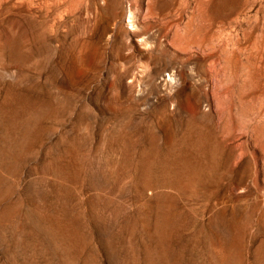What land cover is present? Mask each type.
Listing matches in <instances>:
<instances>
[{
	"label": "rangeland",
	"instance_id": "374dc122",
	"mask_svg": "<svg viewBox=\"0 0 264 264\" xmlns=\"http://www.w3.org/2000/svg\"><path fill=\"white\" fill-rule=\"evenodd\" d=\"M178 1L0 0V264H65L60 256L62 249L48 243L38 229L32 232L25 226L23 217L31 202L27 189L32 178L39 183L47 205L55 207L57 200L67 196L65 214L87 221V228L83 225L80 229L78 242L69 244L73 248L70 264H114L89 210V200L94 199L89 198L99 190L91 181L89 166L85 167L93 160L104 165L112 185L117 183L113 189L122 187V194L126 193L121 195L116 190L113 194V205L118 208L114 209L118 213L114 250L120 254L122 264H264V0H206L210 16L207 13L206 19L209 18L205 20V33L209 34L205 61L200 57L197 58L202 62L196 57L185 60V54L176 51L184 55L178 58L186 63L182 62L185 70L193 72L195 79L191 82L195 83L187 89L173 87L172 93L169 88L168 92H155L149 80L151 72L160 68L156 77H166L168 71L166 74L160 70L164 72L168 62L161 56L162 50H156L153 58L144 47L135 48L134 41L140 44L146 36L155 35L163 23L176 20ZM45 4L51 7L43 12ZM128 4L135 13V30L128 28L124 20ZM90 20L95 23L86 36L94 46L90 43L80 55L77 37ZM20 23L25 32L22 35ZM195 23L193 33L198 31L197 19ZM216 33H222L221 40ZM162 39L170 50L174 48L169 38ZM205 76L209 79L207 84ZM182 89L194 90L186 92L193 98L207 92L203 97L207 102H201L198 111L189 113L183 105L175 106L165 99L185 93ZM25 99L31 104L24 103ZM26 117L34 142L27 160L16 167L6 143L12 134L11 121L18 124ZM30 117L41 123L38 125ZM34 123L39 129L34 130ZM14 130L20 132L21 127ZM75 139L81 143L76 145ZM72 151L75 152L70 155ZM77 154L78 158L73 159ZM111 163L114 166H109ZM54 164L61 165L60 172L56 173ZM115 172L123 176H116ZM146 175L156 180V185L152 183L157 190H168L170 194L152 196V189L141 185V178ZM179 175L182 177L178 179ZM16 176L21 191L25 188L26 192L21 206L14 204L16 187L12 184ZM51 184L70 193L58 198ZM121 184L128 187L126 192ZM47 211L45 217L52 215L50 208ZM162 213L169 223L163 227L165 231L161 228ZM51 215L46 220L47 228L50 230L51 224L52 229L61 227L56 216Z\"/></svg>",
	"mask_w": 264,
	"mask_h": 264
},
{
	"label": "bare ground",
	"instance_id": "6f19581e",
	"mask_svg": "<svg viewBox=\"0 0 264 264\" xmlns=\"http://www.w3.org/2000/svg\"><path fill=\"white\" fill-rule=\"evenodd\" d=\"M208 1V0H207ZM206 0H180V2L178 1V3H179V10H178V17H177V19L175 20V19H170V20H168V21H166L165 23H163V25H162V27H160V29H159V31L155 34V35H153V36H146V34H145V36L147 37V39H144V41L142 42L141 41V43L140 44H137L135 41H134V47L135 48H141V47H144L148 52H149V54L151 55V56H153V58H154V56H155V54H156V50H162L163 51V53H162V57L164 58V59H166L167 60V64H166V67H165V69H164V72H163V69L162 70H160L162 73H166L167 71H168V75L166 76L165 74V76L166 77H164V78H162V80H161V78L159 79V80H161L160 82H159V80H158V78L156 77V74L159 72L158 70L160 69V68H156L157 70H155V68H154V71H152L151 72V79H149V80H151V87H152V90L153 91H167L168 92V90H166L167 88H169V92H171L172 93V91H174L173 89L175 88V87H182V88H189L192 84H194V83H192L193 82V79H195L194 77H193V79H192V74H193V72L192 73H190V71H187L188 70V68H187V70H185L184 69V66H183V63H185V62H183V60H181L180 61V58H178V56L179 55H181L182 56V54H185V58H183V59H190V60H192L193 59V57H200V59H205L204 57H203V54H204V51H206V49L205 48H207L206 47V45H207V43H206V41H207V37H206V35H209L208 34V31H207V34L205 33V25H207L208 23H206L205 24V20L207 21V19L209 18V17H207V19H206V16H207V13L209 14V4H208V2H207ZM216 1V0H215ZM221 1V0H220ZM219 1V2H220ZM213 2H214V0H213ZM218 2V1H217ZM105 3V2H104ZM211 3V2H210ZM221 3H222V1H221ZM156 4V3H155ZM173 4H176V3H174L173 2ZM151 5H152V2H151ZM103 6V5H102ZM161 6V5H160ZM175 6V5H174ZM213 6V5H212ZM221 6H222V4H221ZM51 6H49V5H47V4H45L44 6H42V10L41 11H46V10H48L49 8H50ZM152 7H154V5H152ZM162 7H163V5H162ZM176 8H177V6H175ZM216 7V6H215ZM215 7H210V8H214L215 9ZM218 7V6H217ZM102 8V7H101ZM173 8V7H172ZM29 9V8H28ZM27 9V10H28ZM213 9V10H214ZM221 9V8H220ZM220 9H217V11L219 12V10ZM161 10V12H162V9H160ZM187 10V14H186V11ZM212 10V11H213ZM222 10V9H221ZM220 10V11H221ZM215 11V10H214ZM214 11H213V15L215 14L214 13ZM17 12V11H16ZM30 12H32V11H30ZM161 12H159V13H161ZM18 13V12H17ZM22 13V12H21ZM25 13V12H24ZM117 13V12H116ZM152 13H153V11H152ZM158 13V12H157ZM163 13V12H162ZM222 13V12H221ZM220 13V14H221ZM23 14V13H22ZM25 14H28V12L27 13H25ZM219 14V13H218ZM116 15V14H115ZM158 15V14H157ZM185 15V21L183 20L184 19V16ZM217 15V14H216ZM215 15V16H216ZM118 16V15H117ZM209 16H210V14H209ZM214 17V16H213ZM220 17V16H219ZM219 17H217V18H219ZM222 17V16H221ZM215 18V17H214ZM214 18H213V20H214ZM196 19H197V21H198V24H197V33L195 32V33H193V24H194V28L196 27V23H195V21H196ZM221 19V18H220ZM15 20V19H14ZM13 20V21H14ZM93 20V19H92ZM124 20H125V22H126V24H127V26H128V28H130L131 30H135V29H137V22H136V19H135V13H134V11L132 10V7H131V4H128L127 5V7H126V14H125V17H124ZM217 20V19H216ZM219 20V19H218ZM11 22H12V19H11ZM64 22H65V20H64ZM90 22H91V20H90ZM92 22H94L95 23V21H92ZM88 23L84 28H82V31H80L81 33H79L80 35L77 37L78 38V42H77V51H78V53L81 55L82 54V52L88 47V46H90V41L88 40V38H87V36H86V34L91 30V28H92V26H93V23ZM163 22V21H162ZM221 22H222V20H220V23H218L217 21H214V24L216 23H218V24H221ZM15 23V22H14ZM159 24V23H158ZM20 26H19V30H20V34L22 35V34H24L25 32H24V29H23V24H19ZM12 26V25H11ZM221 26V25H220ZM13 27V26H12ZM16 28L18 27V26H15ZM16 28H15V31H16ZM119 28V27H118ZM219 27H217V29H218ZM157 29V28H156ZM196 29V28H195ZM207 29V28H206ZM92 30H93V28H92ZM91 30V31H92ZM208 30H209V28H208ZM18 31V30H17ZM16 31V32H17ZM67 31V30H66ZM121 31V30H120ZM157 31V30H156ZM59 32V31H58ZM58 32H57V34H58ZM111 32H113L114 33V31H111ZM216 32V31H215ZM219 32V31H218ZM220 32H221V30H220ZM224 32V31H223ZM222 32V33H223ZM90 33V32H89ZM210 33V32H209ZM222 33H216V35H218L217 37H218V39H219V36H220V34H222ZM112 34V33H111ZM148 34V33H147ZM63 35V34H62ZM143 35V34H142ZM212 35V34H211ZM215 35V34H214ZM68 36V35H67ZM122 36V35H121ZM222 36V35H221ZM72 37V36H71ZM109 37V36H108ZM211 37V36H210ZM67 38V37H66ZM123 38V37H122ZM133 38H134V36H133ZM145 38V37H144ZM162 38H165V39H170V43L173 45V49H175V51L172 49V47H170L171 48V50H173V51H171L168 47L169 46H166L167 44H165L162 40H164V39H162ZM215 38V37H214ZM107 39H109V38H107ZM138 39H140V38H138ZM209 39V38H208ZM213 39V38H212ZM73 40V39H72ZM71 40V41H72ZM133 40H135V38L133 39ZM219 40H221V39H219ZM169 41V40H168ZM75 42V41H74ZM120 42V41H119ZM138 42V41H137ZM219 42V41H218ZM217 42V43H218ZM221 42V41H220ZM72 43V42H71ZM222 43V42H221ZM221 43H219L220 45H221ZM92 44V46H94V43H91ZM169 44V43H168ZM195 44V47H197V49H192V47L191 46H193ZM219 44H218V46H219ZM62 45V44H61ZM171 45V46H172ZM91 46V47H92ZM120 46V45H119ZM208 46V45H207ZM211 46V45H210ZM221 46H224V45H221ZM96 47L98 48V46L96 45ZM133 47V48H134ZM194 47V46H193ZM90 48V47H89ZM88 48V49H89ZM93 48H95V47H93ZM96 48V49H97ZM131 48V47H130ZM216 48H217V46H216ZM219 49H220V47H218ZM240 48V47H239ZM92 49V48H91ZM110 49V48H109ZM214 49V48H213ZM87 50V49H86ZM85 50V51H86ZM94 50V49H93ZM92 50V51H93ZM91 51V50H90ZM96 51V50H95ZM95 51H93V52H95ZM176 51H178V52H183L182 54H179L178 55V53H176ZM220 52V51H219ZM77 53V52H76ZM84 53V52H83ZM90 53H92V52H90ZM158 53V52H157ZM211 53V52H210ZM87 55H88V53H86ZM85 54V55H86ZM95 54V53H94ZM94 54H92L93 56H94ZM97 54V53H96ZM113 54V53H112ZM159 54H161V53H159ZM111 55V54H110ZM114 56H115V52H114V54H113ZM123 55V54H122ZM83 56V55H82ZM114 56H113V58H114ZM184 56V55H183ZM182 56V57H183ZM205 56V55H204ZM77 57H78V55H77ZM81 57V56H80ZM83 57H85V56H83ZM82 57V58H83ZM77 59V58H76ZM182 59V58H181ZM198 59V61L200 60L199 58H197ZM196 59V60H197ZM82 60V59H81ZM86 60V59H85ZM184 60V61H185ZM194 60V59H193ZM192 60V61H193ZM202 60V61H203ZM84 61V60H83ZM87 61V60H86ZM158 61V60H157ZM201 61V60H200ZM201 61V62H202ZM205 61V60H204ZM88 62H89V60H88ZM183 62V63H182ZM194 62H196V61H194ZM201 62H199V63H201ZM80 63V62H79ZM84 63H86V62H84ZM78 64V63H77ZM81 64V63H80ZM87 64V63H86ZM123 64V63H122ZM163 64V63H162ZM186 64V63H185ZM184 64V65H185ZM189 64V63H188ZM188 64H187V66H188ZM196 64V63H195ZM152 65V64H151ZM156 65V64H155ZM159 65V64H158ZM160 65H161V60H160ZM165 65V64H164ZM155 67V66H154ZM159 67V66H158ZM161 67H163V65L161 66ZM214 67V66H213ZM216 67V66H215ZM72 69H73V67H72ZM79 69V68H78ZM191 69H192V67H191ZM218 69V68H217ZM138 70V69H137ZM146 70V69H145ZM195 70V69H194ZM214 70V69H213ZM223 70H225V68L223 69ZM83 71V70H82ZM132 71V70H131ZM144 71V70H143ZM166 71V72H165ZM193 71V70H192ZM222 72V71H221ZM140 73V72H139ZM122 74V73H121ZM159 74V73H158ZM157 74V75H158ZM167 74V73H166ZM199 74V73H198ZM203 74V73H202ZM215 74V73H214ZM213 74V75H214ZM163 75V74H162ZM162 75H160V76H162ZM163 75V76H164ZM216 75H217V72H216ZM150 76V75H149ZM200 76V75H199ZM202 76V75H201ZM212 76V75H211ZM198 77V76H197ZM204 77V76H203ZM206 77V76H205ZM147 78V77H146ZM207 79H205L206 80V84L207 83H209V82H207V81H209V79H208V77H206ZM140 79V78H139ZM197 79H199V78H197ZM144 80V79H143ZM200 80V82L201 83H203L202 81H201V79H199ZM203 80V79H202ZM136 81L137 80H135V83H136ZM192 81V82H191ZM198 81V80H197ZM139 82V81H138ZM205 82V81H204ZM198 83H199V81H198ZM200 83V84H201ZM134 84V83H133ZM200 84H198V85H200ZM138 85V84H137ZM203 86L205 85L204 83L202 84ZM174 87V88H173ZM193 87V86H192ZM194 87H196V88H198L199 86H196V85H194ZM193 87V88H194ZM202 87V86H201ZM207 86H205V88H206ZM209 87V86H208ZM173 88V89H172ZM200 88V87H199ZM198 88V89H199ZM204 88V87H203ZM204 88V89H205ZM151 89V88H150ZM195 89V88H194ZM197 89V90H198ZM203 89V90H204ZM182 90H184V89H182ZM190 90V89H189ZM192 90V89H191ZM190 90V91H191ZM202 90V89H201ZM206 90V89H205ZM210 90V89H209ZM176 92H177V90H175ZM188 91V90H187ZM186 90H184V91H182V92H185V93H182V94H176V95H172L171 93H169V94H171L172 96L170 97V98H165L168 102H171L173 105H183L185 108V110H186V112H189V113H191V112H194V111H198L199 109H200V104H201V102L202 103H204V102H207V99H206V97L204 98V99H206V101H203L204 99H203V97L204 96H207V92H204V94H203V91L201 92L203 95H198L197 97L195 96V98H193L192 96H191V94H189V93H193V91H188L189 93H186L187 92ZM210 91H212V90H210ZM214 91V90H213ZM165 93V92H164ZM198 93H200V92H198ZM211 93V92H210ZM167 94V93H166ZM212 94V93H211ZM18 96H19V94H17ZM165 95V94H164ZM24 96H26V94L25 95H23V97ZM194 96V95H193ZM233 96V95H232ZM20 97L21 98H23L21 95H20ZM20 97H18V98H20ZM27 97V96H26ZM29 97V96H28ZM168 97V96H167ZM213 97V96H212ZM15 98H17L16 97V95H15ZM20 98V99H21ZM25 98V97H24ZM30 98V97H29ZM28 98V99H29ZM203 99V100H202ZM18 100V99H17ZM17 100H16V102H17ZM22 100V99H21ZM165 100V101H166ZM31 101H33L32 99H31ZM166 101V102H167ZM21 102H23V100L22 101H20V103ZM165 102V103H166ZM167 102V104H169ZM209 102V101H208ZM24 103H27V101H26V99H25V101H24ZM29 103V102H28ZM27 103V104H28ZM33 103H34V101H33ZM216 103H218V102H216ZM31 104V103H30ZM30 104H28V105H30ZM15 105H16V103H15ZM17 105H19L20 106V104L19 103H17ZM24 105V104H23ZM26 105V104H25ZM39 105H41V104H39ZM204 105H205V103H204ZM204 105H202V107L204 106ZM19 106H17V107H19ZM27 106V105H26ZM15 107V106H14ZM29 107H31V106H29ZM41 107V109H42V106H40ZM48 107H49V105H48ZM20 108H22L21 106H20ZM25 107H23V109H24ZM35 108V106L32 108L33 110H35L34 109ZM38 108H39V106H38ZM44 108V107H43ZM176 108H178V107H176ZM204 108V107H203ZM22 109V110H23ZM27 109H28V106H27ZM31 109V110H32ZM181 109V108H180ZM259 109V108H258ZM15 110V109H14ZM17 110H19V108L17 109ZM25 110V109H24ZM30 110V111H31ZM31 111L32 113L34 112V113H37V112H35V111ZM13 111V110H12ZM37 111V110H36ZM41 111V110H40ZM39 111V109H38V112H40ZM45 111V110H44ZM44 111H42V112H44ZM14 112V111H13ZM24 113H25V111H23ZM27 112H28V110L26 111V114H27ZM30 112V113H31ZM203 112H204V109H203ZM29 113V112H28ZM29 113V115L31 116V114ZM188 113V114H189ZM19 114V113H18ZM42 114V113H41ZM24 114H22L21 116H23ZM34 116H35V114H33ZM44 115V114H43ZM17 116V115H16ZM19 116V115H18ZM36 116H38V115H36ZM41 117H43L42 115H40ZM40 116H38L39 118H40ZM257 116V115H256ZM27 117H29V116H27ZM27 117H26V119H27ZM13 118V117H12ZM11 118V119H12ZM23 118V117H22ZM31 118V117H30ZM33 118V117H32ZM32 118H31V120H32ZM36 118V117H35ZM41 119V118H40ZM40 119H38V120H40ZM19 120H21L20 118H19ZM28 121H29V119H27V120H25L24 122H19L18 124H16L17 122L15 121V120H12L11 121V123H10V128H9V132H10V130H11V135H9V140H7V143H6V147H8V149H10V152H8L9 153V158L11 159V161L13 162V165L14 166H16V167H19V166H21L26 160H27V157H29V153L32 151V149H31V145H32V142H34V140H33V137L31 136V133H33L34 134V132H28V130L30 129V123L28 124ZM34 121H36L37 123H38V121L37 120H34V118H33V122ZM32 122V123H33ZM40 122V121H39ZM41 123V122H40ZM40 123H38V125L40 124ZM18 125V126H17ZM7 126V125H6ZM34 127V130H37V129H39V126H38V128H37V124L36 123H34V125H33ZM21 127V130H20V132H16L14 129H18V128H20ZM6 130H7V128H6ZM31 130H33V129H31ZM40 130H42V129H40ZM43 131V130H42ZM8 132V133H9ZM36 132V131H35ZM37 132H39V131H37ZM41 132V131H40ZM40 132H39V134H40ZM4 134V133H3ZM36 134V133H35ZM38 134V133H37ZM44 134V133H43ZM42 134V135H43ZM5 135H6V133H5ZM4 135V136H5ZM4 136H3V138H4ZM34 136V135H33ZM36 136H39V135H36ZM41 136V135H40ZM37 140H39V139H36V141ZM79 141V143H81V141L80 140H78ZM78 141H77V143H78ZM4 142V141H3ZM74 142L76 143V139L74 140ZM36 143V142H35ZM77 143H76V145H77ZM104 143L105 142H103V145H104ZM107 143V142H106ZM169 143V142H168ZM34 144V143H33ZM166 144V143H165ZM80 145H82V144H80ZM34 146V145H33ZM32 146V147H33ZM83 146H84V144H83ZM82 146V147H83ZM106 146V145H105ZM77 147V146H76ZM79 147H81V146H79ZM81 147V148H82ZM103 148H104V146H102ZM101 147V148H102ZM35 148V147H34ZM78 148V147H77ZM84 149V148H83ZM97 149H98V147H97ZM3 150V149H2ZM5 150V149H4ZM69 150V149H68ZM70 150H72V149H70ZM78 150V149H77ZM85 150H87V149H84V151ZM94 150V149H93ZM65 151H67V150H65ZM97 151V150H96ZM103 151H104V149H103ZM109 151V150H108ZM3 152V151H2ZM70 152V151H69ZM68 152V153H69ZM73 153H69L70 155H72V154H74V152L75 151H72ZM78 152V151H77ZM82 151H81V149H80V151H79V153H81ZM87 151H85V153H86ZM98 152V151H97ZM107 152V151H106ZM5 153V152H4ZM8 153H7V155H8ZM33 153V152H32ZM84 153V154H85ZM92 153V152H91ZM95 153V152H94ZM121 153V152H120ZM107 154V153H106ZM68 155V154H67ZM81 155V156H80ZM79 156L80 157H83L82 155L83 154H80ZM94 155V154H93ZM96 155V154H95ZM102 155V154H101ZM103 155H105V154H103ZM108 155V154H107ZM32 156V155H31ZM63 157H64V155H62ZM77 156V158H78V154L77 155H75V156H73V159L75 158ZM97 156H99L98 154H97ZM97 156H95L96 158H97ZM69 157V156H68ZM72 157V156H71ZM70 157V158H71ZM80 157H79V159H80ZM106 157V156H105ZM123 157V156H122ZM69 158V159H70ZM76 158V159H77ZM100 158H102V157H100ZM8 159V158H7ZM65 159H66V157H65ZM68 159V160H69ZM72 159V158H71ZM72 159V160H73ZM78 160V159H77ZM86 161L88 160L89 161V158H87V159H85ZM100 160V159H99ZM98 160V161H99ZM102 160V159H101ZM100 160V161H101ZM106 160V159H105ZM122 160V159H121ZM66 161V160H65ZM78 161H80V160H78ZM86 161H85V163H86ZM99 161V162H100ZM103 161V160H102ZM101 161V162H102ZM183 161V160H182ZM54 162V161H53ZM70 162L71 161H69V164H68V166L70 165ZM75 162V161H74ZM108 162V161H107ZM110 162H112V161H109V163ZM180 162V161H179ZM51 163V162H50ZM68 163V162H67ZM76 163V162H75ZM79 163V162H78ZM82 163V162H81ZM141 163H143L142 161H141ZM71 164H73L74 165V163L72 162ZM77 164V163H76ZM75 164V165H76ZM105 164V163H104ZM114 164V163H113ZM112 163L109 165V166H111V165H113ZM144 164V163H143ZM183 164V163H182ZM55 165V164H54ZM67 165V164H66ZM80 165V164H79ZM82 165L83 164H81V167H82ZM115 165H116V163H115ZM142 165V164H141ZM167 165V164H166ZM176 165V164H175ZM174 165V166H175ZM184 165H186L185 164V162H184ZM184 165H182V166H184ZM47 166V165H46ZM53 166V165H52ZM51 166V167H52ZM63 166V165H62ZM78 166V165H77ZM83 166H85V165H83ZM89 166V167H88ZM104 166V165H103ZM103 166H101L100 164H98V162L96 161V160H93V161H90V162H88V165L87 166H85V167H88L89 168V170H90V172L92 173V176H90V178L91 177H93V178H91V179H93V180H91L93 183H95V184H97L98 186H99V190L96 192V193H94L93 195H91V198H89V199H92V197L94 198L92 201L91 200H89L90 201V203H91V209H89V210H91L90 211V213H91V216H92V219H93V222L95 223V226H96V228H98V230L100 231V233L102 234H100L101 236H103V239H104V241H105V246H107V248H108V253H109V256H110V258H111V260H112V262L114 263V264H122L123 263V260H122V258H121V256H120V254L118 253V251L117 250H114V240H115V234H116V231H117V212L116 211H114V209H118V208H115L116 207V205L114 206L113 205V202H114V199H115V196L113 195L114 194V192L117 190H115V188L113 189V187L112 186H114V185H116V184H114V185H112L111 184V182L112 181H110V179H109V173H108V171H106L105 169H104V167ZM107 166V165H106ZM114 166V165H113ZM112 166V167H113ZM171 166V165H170ZM54 167V166H53ZM70 167H71V165H70ZM84 167V168H85ZM144 167V166H143ZM169 167V166H168ZM79 168V167H78ZM78 168H77V170H78ZM115 168H117V165H116V167ZM114 168V169H115ZM53 169H55V170H57V172L56 173H58V172H60L61 171V165L60 164H56L55 165V167L53 168ZM52 169V170H53ZM64 169V168H63ZM71 169V168H70ZM80 169V168H79ZM83 169V168H82ZM114 169H113V171H114ZM175 169V168H174ZM68 170V169H67ZM85 170H86V168H85ZM88 170V171H89ZM176 170V169H175ZM175 170H173L172 172H174ZM178 170V169H177ZM50 171V170H49ZM110 171V170H109ZM185 171V170H184ZM71 172H73V170L72 171H70L69 173H71ZM171 172V171H170ZM171 172V173H172ZM179 173H180V170L178 171ZM76 173V172H75ZM89 173V172H88ZM116 173V176L117 175H120V176H123V175H121V173L120 174H118V172H115ZM179 173H177V174H179ZM182 173V172H181ZM185 173V172H184ZM16 174V173H15ZM72 174V173H71ZM78 174H80L79 172L78 173H76V175L78 176ZM167 174H169L170 175V173H167ZM187 174V173H186ZM54 175V174H53ZM58 175V174H57ZM59 175H61V173L59 174ZM63 175V174H62ZM66 175V174H65ZM67 175H68V173H67ZM150 175H152V174H150ZM173 175H174V173H173ZM173 175H171V176H173ZM189 175V174H188ZM71 177H73L72 175H70ZM70 176L68 177L67 176V178H68V180H69V178H70ZM80 176V175H79ZM116 176H114L115 177V179H113V180H115V181H117L118 179H116ZM118 177V178H121V177ZM148 175H146V176H143L141 179V182H142V184L141 185H143L144 187L146 186L147 188H149V189H152V196H159V195H165V194H168L169 193V191L168 190H157L158 189V187H157V189H156V187L153 185V183L152 182H154L153 180H155L154 178H151V177H147ZM156 176V175H155ZM164 176V175H163ZM176 176V175H175ZM175 176H173V177H175ZM178 176V175H177ZM180 176L182 177V175H179V177H178V179L180 178ZM34 177V176H33ZM36 177H37V175H36ZM63 177V176H62ZM75 177V176H74ZM126 177V176H125ZM158 177V176H157ZM165 177H166V175H165ZM66 178V179H67ZM89 178V177H88ZM159 178H161V176L160 177H158L157 179H159ZM163 178V177H162ZM170 178V177H169ZM123 179H127V181L129 180L128 178H123ZM174 179H177V178H174ZM173 179V180H174ZM177 179V180H178ZM62 180V179H61ZM67 180V181H68ZM171 180V179H170ZM58 181V180H57ZM77 181V180H76ZM120 181V180H119ZM122 181H123V183L124 184H126L127 182H124V180H121V183H122ZM156 181V180H155ZM162 181H163V179H162ZM162 181H160V182H162ZM167 181H168V177H167ZM190 181V180H189ZM192 181V180H191ZM54 183H56V181H53ZM62 182V181H61ZM65 182V181H64ZM92 182L90 183V181H89V183L90 184H92ZM129 182V181H128ZM159 182V183H160ZM85 183V182H84ZM157 183H158V180H157ZM158 183V184H159ZM170 183V182H169ZM168 183V184H169ZM39 183H37V181H36V178H32L31 179V184H30V186L28 187V197H29V199H30V205L28 206H26L27 207V213H26V215L23 217L24 218V221H25V223H26V227L27 226H29V228H30V230L32 231V232H35L37 229L39 230V233L41 234V236L48 242V243H50L51 245H54V246H56L57 248H58V250L60 249V251H61V249L63 250L62 251V253H60V256L62 257V259H63V263H65V264H70V263H72L70 260H68V259H70V249L72 248V246H70L69 244H73V243H76V241L78 242V240H79V238L81 237V235H80V229L82 230V228L81 227H83V225H84V222L86 223L87 221H83V217L81 218L80 216H78V215H76V217L77 218H75V217H70V216H67L66 214H65V212H67V211H65V209H64V205L67 203V201H66V199H67V196H65V192L67 193V191L69 192V190H65L64 188L63 189H61V188H59V186L58 187H54L52 184V190H53V192L55 193V195L56 196H58V198L60 197V195L62 196L63 195V193H64V195L63 196H65L64 198L62 197L61 199H59V200H57V202H56V200H55V207H52V206H50V204H46V202H45V198H43L42 197V195L40 194V189H39V185H38ZM62 184V183H61ZM67 184V183H66ZM95 184H92L91 186H93V185H95ZM124 184H121L123 187H125L124 186ZM154 184L156 185V183L154 182ZM161 184V183H160ZM164 184H166L167 185V182L165 183V179H164ZM170 184H173V183H170ZM189 184V183H188ZM20 179H19V177L18 176H16V178L15 179H13V184H12V187L15 189V187H16V200H15V203L14 204H18V205H22L23 204V201H24V198H25V194H26V192H25V188L21 191V189H20ZM28 185V184H27ZM45 185V184H44ZM63 185H65V184H63ZM70 185V184H69ZM72 185V184H71ZM62 186V185H61ZM88 186V185H87ZM118 187L120 186V183H119V185H117ZM127 186V185H126ZM5 187H7V186H5ZM65 187L66 188H68L67 187V185H65ZM76 187H77V185H76ZM73 188V187H72ZM78 188V187H77ZM95 188L97 189V187L95 186ZM117 188V187H116ZM126 188H128V187H125L124 189H125V191L124 192H126ZM5 189V188H4ZM46 189V188H45ZM71 189V188H70ZM74 189V188H73ZM120 189H122V187H120ZM117 190L118 191V193L119 194H121V195H125V194H122L123 193V191L122 190ZM123 189V190H124ZM82 190V189H81ZM76 191V190H75ZM96 190H94V192H95ZM2 192H3V190H1L0 189V196H1V194H2ZM51 192V191H50ZM72 192H74L73 190H72ZM71 192V193H72ZM128 192V191H127ZM70 193V192H69ZM78 193V192H77ZM50 194V193H49ZM53 194V193H52ZM117 194V193H116ZM170 194V193H169ZM44 195V194H43ZM89 195V196H90ZM118 195V194H117ZM121 195H119V196H121ZM55 196V197H56ZM71 196H73V195H71ZM118 196V197H119ZM166 196V195H165ZM169 196V195H168ZM27 197V196H26ZM117 197V198H118ZM125 197V196H124ZM162 197H164V196H162ZM122 199L123 198H121V204H122ZM68 200V199H67ZM70 200H71V198H70ZM125 200V199H124ZM127 200V199H126ZM126 200H125V202H126ZM53 201V200H52ZM51 201V202H52ZM62 201V202H61ZM72 201V200H71ZM118 201V200H117ZM26 202H28V200L26 201ZM61 202V203H60ZM120 201H118V203H119ZM52 203H54V202H52ZM52 203H51V205H52ZM60 203V204H59ZM73 203H75V202H73ZM89 203V204H90ZM127 203V202H126ZM126 203H123L124 205L123 206H125V204ZM75 204H77V203H75ZM115 204V203H114ZM117 204V203H116ZM54 205V204H53ZM127 205V204H126ZM66 206H68V205H66ZM75 206H77V205H75ZM113 206H114V208H113ZM118 206H119V204H118ZM128 206V205H127ZM69 207H71V206H69ZM120 207V206H119ZM51 209V211H52V215L51 214H49L48 215V217L51 215V216H56V221L58 220L61 224H59L58 222V224H59V226L61 225V227H57V229L56 228H54V229H52L51 228V225H50V230L47 228V225H46V222L50 219H48V217H47V219H46V217H45V212L48 210V209ZM72 208H74V207H72ZM72 208H67V209H72ZM122 208V207H121ZM120 208V209H121ZM127 208V207H126ZM80 209V213H81V208H79ZM122 209H125L124 207L122 208ZM73 210V209H72ZM76 210V209H75ZM167 210V209H166ZM50 211V212H51ZM76 211H78V210H76ZM119 211V210H118ZM122 211V210H121ZM25 212V211H24ZM49 212L47 211V214H48ZM70 213V212H69ZM79 213V214H80ZM117 213V214H116ZM120 213V212H119ZM165 213V212H164ZM164 213H162V216H163V214ZM46 214V215H47ZM77 214V213H76ZM82 214V213H81ZM170 214V213H169ZM24 215V214H23ZM70 215V214H69ZM75 215V214H74ZM167 215V214H166ZM164 216H165V214H164ZM163 216V218H161L160 216H159V218H161L162 219V221H161V228L163 229V227H166V225L167 224H169V223H167L168 221L166 220V218ZM119 217V216H118ZM91 219V220H92ZM168 219H169V216H168ZM47 220V221H46ZM53 220L55 221V219L53 218ZM120 220V219H119ZM159 220V219H158ZM170 220V219H169ZM51 221V220H50ZM167 221V222H166ZM158 222V221H157ZM156 222V223H157ZM49 223H51V222H49ZM87 224V223H86ZM55 225H56V223H55ZM157 225H158V223H157ZM156 225V226H157ZM165 225V226H164ZM56 226H58V225H56ZM55 226V227H56ZM85 226V225H84ZM87 226V225H86ZM85 226V227H86ZM84 227V228H85ZM159 227V226H158ZM158 227L156 228L157 230H159V232H161V230L162 229H158ZM170 227V226H169ZM29 228H28V230H29ZM83 228V229H84ZM87 228V227H86ZM167 228H168V226H167ZM56 229V230H55ZM37 230V231H38ZM85 230V229H84ZM164 230V229H163ZM162 230V231H163ZM165 231V230H164ZM32 232L30 233V234H32ZM84 232H86V231H84ZM83 232V233H84ZM158 231H156V233H157ZM166 232H167V230H166ZM165 233V232H164ZM164 233H162V234H164ZM37 234V233H36ZM82 234V233H81ZM161 234V235H162ZM84 235V234H83ZM161 235H160V237H161ZM162 236H164V235H162ZM166 236V235H165ZM158 237V236H157ZM34 239V238H33ZM35 240V239H34ZM83 241V240H82ZM160 242H161V240H160ZM31 243V242H30ZM47 243V244H48ZM162 243V242H161ZM79 245V244H78ZM84 247V246H83ZM85 248V247H84ZM107 248H105V249H107ZM54 249H55V247H54ZM73 249V248H72ZM71 251H73V250H71ZM75 251H78V250H75ZM77 255H78V252L76 253ZM73 256V255H72ZM76 256V255H75ZM82 256V255H81ZM79 257V256H78ZM74 258V257H73ZM77 258V257H76ZM72 260V259H71ZM83 260V259H82ZM85 260V259H84ZM79 261V260H78ZM77 261V262H78ZM74 262V261H73ZM82 262V261H81ZM85 262V261H84ZM74 264V263H73ZM78 264V263H77Z\"/></svg>",
	"mask_w": 264,
	"mask_h": 264
}]
</instances>
